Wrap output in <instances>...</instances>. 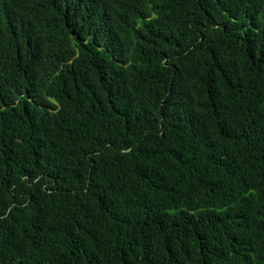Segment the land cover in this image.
<instances>
[{"label": "trees", "instance_id": "16d2710c", "mask_svg": "<svg viewBox=\"0 0 264 264\" xmlns=\"http://www.w3.org/2000/svg\"><path fill=\"white\" fill-rule=\"evenodd\" d=\"M0 264H264V0H0Z\"/></svg>", "mask_w": 264, "mask_h": 264}]
</instances>
